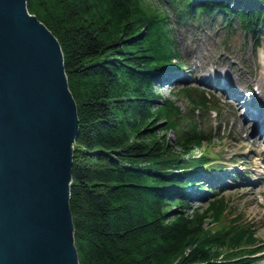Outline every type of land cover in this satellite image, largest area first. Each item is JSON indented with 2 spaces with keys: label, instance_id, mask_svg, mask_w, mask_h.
<instances>
[{
  "label": "trees",
  "instance_id": "1",
  "mask_svg": "<svg viewBox=\"0 0 264 264\" xmlns=\"http://www.w3.org/2000/svg\"><path fill=\"white\" fill-rule=\"evenodd\" d=\"M58 38L77 102L70 207L81 264H256L255 224L226 193H207L217 154L203 144L195 85L157 91L188 63L178 29L227 26L256 35L264 0H27ZM207 23V24H206ZM175 134V138H172ZM199 150L196 153V150ZM206 198L194 206L189 187ZM205 189V190H204Z\"/></svg>",
  "mask_w": 264,
  "mask_h": 264
},
{
  "label": "water",
  "instance_id": "2",
  "mask_svg": "<svg viewBox=\"0 0 264 264\" xmlns=\"http://www.w3.org/2000/svg\"><path fill=\"white\" fill-rule=\"evenodd\" d=\"M77 102L55 34L0 0V264H81L70 191Z\"/></svg>",
  "mask_w": 264,
  "mask_h": 264
},
{
  "label": "rangeland",
  "instance_id": "3",
  "mask_svg": "<svg viewBox=\"0 0 264 264\" xmlns=\"http://www.w3.org/2000/svg\"><path fill=\"white\" fill-rule=\"evenodd\" d=\"M224 20L215 13L206 21V29H178V41L188 63L180 70L183 82H161L157 91L177 98V104L189 114L188 99L174 94L181 87L195 85L213 102L214 108L198 112L205 132L203 144L217 154L213 163L220 165L219 170H214L215 177L210 176L212 182L207 180L217 187L210 193H226L242 216L255 224L264 245V127L256 136L251 116L243 117L245 102L264 106V70L259 59L260 50H264V29L254 35L238 24L227 26ZM203 79L241 91V105L237 107L225 89L210 87L202 83ZM202 201L194 199L192 203L197 206ZM257 257L256 264H264V251Z\"/></svg>",
  "mask_w": 264,
  "mask_h": 264
},
{
  "label": "bare ground",
  "instance_id": "4",
  "mask_svg": "<svg viewBox=\"0 0 264 264\" xmlns=\"http://www.w3.org/2000/svg\"><path fill=\"white\" fill-rule=\"evenodd\" d=\"M32 14V13H31ZM259 59H260V64H261V68L262 70H264V50L261 49L259 52ZM227 87H225L227 90H229L228 94L231 96L230 99H234V104H236L237 107H239L241 104L239 103V99L237 98L238 93L240 94L241 91H239L238 89L236 90V88H233L231 86L226 85ZM263 94L264 95V85H263ZM248 105H252L251 103H247ZM258 113L259 111L261 113H259L257 116L255 115V113H253L254 111L248 110L246 111V113L244 114L243 117H249L252 116L253 117V126H252V131L254 132V134H256V136L261 135L262 133V129L264 127V106L263 105H258ZM251 129V128H249ZM262 156L264 155V152H262Z\"/></svg>",
  "mask_w": 264,
  "mask_h": 264
}]
</instances>
